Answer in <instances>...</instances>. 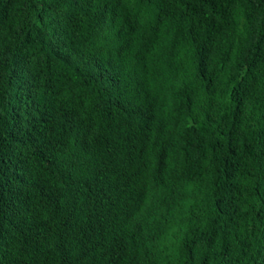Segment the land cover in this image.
Returning <instances> with one entry per match:
<instances>
[{"label":"trees","instance_id":"obj_1","mask_svg":"<svg viewBox=\"0 0 264 264\" xmlns=\"http://www.w3.org/2000/svg\"><path fill=\"white\" fill-rule=\"evenodd\" d=\"M0 264H264V0H0Z\"/></svg>","mask_w":264,"mask_h":264}]
</instances>
